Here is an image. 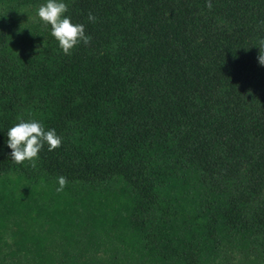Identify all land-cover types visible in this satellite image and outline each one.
<instances>
[{"label": "trees", "instance_id": "1", "mask_svg": "<svg viewBox=\"0 0 264 264\" xmlns=\"http://www.w3.org/2000/svg\"><path fill=\"white\" fill-rule=\"evenodd\" d=\"M62 2L91 37L71 55L46 0H0V179L22 190L0 264H264V0ZM19 119L62 137L35 167L10 157Z\"/></svg>", "mask_w": 264, "mask_h": 264}, {"label": "clouds", "instance_id": "2", "mask_svg": "<svg viewBox=\"0 0 264 264\" xmlns=\"http://www.w3.org/2000/svg\"><path fill=\"white\" fill-rule=\"evenodd\" d=\"M206 7L211 10L212 3L208 0ZM68 12V5L62 0H46L38 8L37 15L46 25L51 26V35L58 41L60 48L65 55H71L72 50L81 42L88 45L91 37L86 35L85 26L80 23H73L65 13ZM90 22H96V17L88 14ZM258 62L264 66V38L258 41ZM7 147L11 149L10 157L17 163L22 164L28 161L35 167V161L45 144L48 151H53L62 145V137L55 129H45L44 124L36 119L19 122L10 127L7 131ZM59 187L56 191L62 192L68 184L65 176L58 177Z\"/></svg>", "mask_w": 264, "mask_h": 264}, {"label": "rangeland", "instance_id": "3", "mask_svg": "<svg viewBox=\"0 0 264 264\" xmlns=\"http://www.w3.org/2000/svg\"><path fill=\"white\" fill-rule=\"evenodd\" d=\"M20 184L14 180L13 177L9 178H2L0 179V195L7 197V196H12L16 197L17 195L21 194L22 190L20 188ZM148 239H144L143 242H147ZM222 248L227 251V254L229 256V260L232 261V259H239V254L238 251L235 249V245L231 240H227L222 244ZM116 249V248H113ZM112 249V250H113ZM143 250L147 251L150 255L154 257H158L156 255V252L154 249H149V248H142ZM120 250L116 249V251L113 253V257L109 259L113 264H128V260L133 262L135 260V257L138 258L137 250H131L129 251L126 255H122V260H119L117 255H119ZM1 257V254H0ZM148 258V257H147ZM146 258V259H147ZM147 261V260H146ZM111 263V264H112ZM7 264V263H4Z\"/></svg>", "mask_w": 264, "mask_h": 264}]
</instances>
